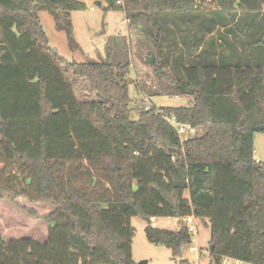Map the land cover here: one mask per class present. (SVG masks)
<instances>
[{
	"label": "trees",
	"instance_id": "trees-1",
	"mask_svg": "<svg viewBox=\"0 0 264 264\" xmlns=\"http://www.w3.org/2000/svg\"><path fill=\"white\" fill-rule=\"evenodd\" d=\"M99 1L130 23L144 22L143 33L158 48L157 77L193 106L144 108L134 120L123 72L128 66L110 58L69 62L49 44L40 11L49 12L74 45L76 0H0V202L34 218L40 216L21 201L52 208L44 218L47 241L0 240V264H136L133 218L147 222L151 244L170 249L176 264H190L182 259L191 245L182 221L189 216L210 230L212 264L227 258L264 264V164L255 158V136L264 134V65L196 61L174 78L166 72L171 32L163 35L170 30L160 23L167 14L188 17L203 2ZM216 2L227 25L238 13L264 16V0ZM82 83L95 100L77 96ZM167 118L202 134L182 140ZM90 168L100 170L107 189L94 194L78 186ZM91 177L97 190L100 180ZM157 218L182 221L181 228H158Z\"/></svg>",
	"mask_w": 264,
	"mask_h": 264
},
{
	"label": "rangeland",
	"instance_id": "rangeland-1",
	"mask_svg": "<svg viewBox=\"0 0 264 264\" xmlns=\"http://www.w3.org/2000/svg\"><path fill=\"white\" fill-rule=\"evenodd\" d=\"M76 1L81 7L71 14L74 45L69 42L65 32L57 29L55 20L49 12L41 10L39 13L49 44L58 51L60 56L69 62L79 64L105 62L110 58L115 66H128V69L124 68L123 72L129 83V99L131 108L135 110L134 120L139 118L138 110L141 111L147 107L179 109L193 106L192 98L173 96L175 87L173 89L166 79L157 77L154 66L160 63L158 48L151 38L143 33L145 25L143 21L135 19L132 22L131 20V23L126 26L122 24L126 17L124 13L108 9L105 2L104 5L102 2V7H98L96 5L98 0ZM200 1L203 2L201 10L188 17L175 13L166 16L162 14L158 17L160 21L165 16L160 24L170 30L167 32L164 28L163 35H169L171 32L168 36L171 43L167 48L170 59L166 72L174 78H179L182 67L196 61L207 65L218 63L246 66L251 62L264 65V16L238 13L232 24L227 25L229 23L221 14L216 0ZM122 26L123 29H121ZM257 41L261 43L247 47V44ZM153 56L156 63L150 65L149 61ZM197 56L199 58L195 60ZM69 79L76 80L73 76H69ZM75 90L81 100H95V95L84 83ZM256 152L264 158V134L255 136V158ZM81 166L82 171L87 169V164L83 163ZM90 169L91 174L100 180L98 189H94L96 187L89 173H82L83 175L77 179L78 186L94 194L107 189L108 185L103 180L100 170ZM14 173L18 178H22L19 168ZM18 187L24 188L25 185L20 182ZM20 204L32 208L40 218H34L20 211L7 201L0 202V240L28 238L45 243L48 239L50 224L44 218L50 214L52 208L47 205L30 206L25 201H21ZM154 223L158 228L177 231L181 228L182 221L157 218L153 219L152 224ZM131 224L135 229L132 249L136 264L142 262L176 264L179 261L173 257L170 249L153 245L147 240L145 220L133 218ZM197 224L199 234L194 237L195 243L192 246L197 247L203 255L196 263L198 255L191 253L190 246H186L182 249V259L190 264H212L209 251L210 230L200 222Z\"/></svg>",
	"mask_w": 264,
	"mask_h": 264
},
{
	"label": "built area",
	"instance_id": "built-area-1",
	"mask_svg": "<svg viewBox=\"0 0 264 264\" xmlns=\"http://www.w3.org/2000/svg\"><path fill=\"white\" fill-rule=\"evenodd\" d=\"M118 4H121V2H118ZM92 10L94 9L92 8ZM122 24L128 26L130 24V19L125 17ZM121 29H123V26L121 27ZM148 109L150 108L147 107L146 110ZM166 120L170 125L173 126V128L177 131L178 135L182 140L194 138L199 134L198 129L193 128L192 126L187 124H181L175 118H167ZM182 221L185 223L188 232L191 236V245L189 251L191 253H196L198 255L196 258V263H197L198 261H200V258L203 255L202 252L198 250L197 247L192 246L195 243L194 237H196L199 234V228L197 224L198 220L193 216H189V217H185ZM153 225L155 226V223ZM220 264H241V263L239 261H235L227 258V259H223Z\"/></svg>",
	"mask_w": 264,
	"mask_h": 264
},
{
	"label": "water",
	"instance_id": "water-1",
	"mask_svg": "<svg viewBox=\"0 0 264 264\" xmlns=\"http://www.w3.org/2000/svg\"><path fill=\"white\" fill-rule=\"evenodd\" d=\"M96 5L98 6V7H102V1H97L96 2ZM155 63H156V61H155V56H153L152 57V59L149 61V64L150 65H155ZM141 264H147V262H142Z\"/></svg>",
	"mask_w": 264,
	"mask_h": 264
},
{
	"label": "crops",
	"instance_id": "crops-1",
	"mask_svg": "<svg viewBox=\"0 0 264 264\" xmlns=\"http://www.w3.org/2000/svg\"><path fill=\"white\" fill-rule=\"evenodd\" d=\"M256 154H257V155H256V156H257V157H256V161L261 162L262 164H264V163H263L264 158H263L261 155H259V153L256 152ZM152 221H153V220H152ZM241 264H242V263H241Z\"/></svg>",
	"mask_w": 264,
	"mask_h": 264
}]
</instances>
